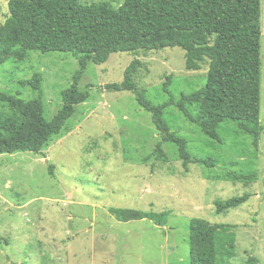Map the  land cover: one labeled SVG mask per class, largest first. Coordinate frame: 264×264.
<instances>
[{
    "label": "rangeland",
    "instance_id": "obj_1",
    "mask_svg": "<svg viewBox=\"0 0 264 264\" xmlns=\"http://www.w3.org/2000/svg\"><path fill=\"white\" fill-rule=\"evenodd\" d=\"M79 1L109 2L114 9L125 2ZM8 4L0 0V29L9 17ZM261 6L264 126V0ZM134 59L144 64L135 83L155 105L169 100L164 92L169 78L176 101L206 85L209 62L189 71L185 51L177 47L137 56L114 53L104 64L90 63L79 85L90 98L76 107L43 154H0V264H190L194 218L232 227L233 257L221 256L219 264H264V133L257 152L253 137L226 121L218 128L219 142L171 106L163 118L173 133L188 141L193 163L187 170L172 142L162 145L161 157L155 153L161 135L152 114L133 92L107 89L123 82ZM78 69L70 53L17 50L0 64V92L25 101L37 99L39 92L22 82L41 74L50 121L63 107L62 93ZM189 110L197 116V106ZM11 114L9 105L0 102V117ZM200 159H213L214 167ZM234 174L252 179L238 181ZM246 194V204L216 214V201ZM112 208L169 215L165 225L149 219L122 222Z\"/></svg>",
    "mask_w": 264,
    "mask_h": 264
},
{
    "label": "trees",
    "instance_id": "obj_2",
    "mask_svg": "<svg viewBox=\"0 0 264 264\" xmlns=\"http://www.w3.org/2000/svg\"><path fill=\"white\" fill-rule=\"evenodd\" d=\"M9 17L0 29V64L17 50L25 52H63L79 62L70 88L63 91V107L52 120L45 117L43 77L37 73L22 82L39 92L25 101L0 92V102L9 105L12 114L0 117V154L30 152L43 154L51 139L60 134L76 107L85 103L89 92H81L80 81L90 63H106L114 53H149L166 48L185 51L186 69L199 71L209 62L206 85L176 101L170 78L164 92L170 97L162 105L149 101L137 87L135 77L143 62L134 59L121 84L108 85L110 91H131L137 102L152 114L161 135L155 153L165 157L164 143L178 147L188 170L193 163L188 141L173 133L164 120L167 108L175 106L191 123L210 138L221 142L218 128L223 122H235L242 132L253 137L260 151L264 126L261 124L262 25L261 0H125L114 9L109 2L82 4L79 0H9ZM190 106L198 107L193 116ZM213 160V159H212ZM211 159L197 160L210 168ZM52 174V170L50 171ZM238 181H250L251 175H231ZM250 195L216 201V214H225L246 204ZM122 222L149 219L165 225L168 212H143L112 208ZM190 264H219L221 256L233 257L229 246L236 243L230 225H211L194 218L190 223ZM221 250V252L219 251ZM223 252V253H222Z\"/></svg>",
    "mask_w": 264,
    "mask_h": 264
}]
</instances>
